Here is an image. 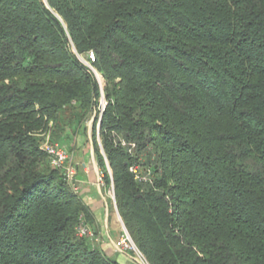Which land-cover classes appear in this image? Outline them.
I'll list each match as a JSON object with an SVG mask.
<instances>
[{"label": "trees", "instance_id": "1", "mask_svg": "<svg viewBox=\"0 0 264 264\" xmlns=\"http://www.w3.org/2000/svg\"><path fill=\"white\" fill-rule=\"evenodd\" d=\"M92 117L150 264H264V0H0V264H121L41 149Z\"/></svg>", "mask_w": 264, "mask_h": 264}, {"label": "crops", "instance_id": "2", "mask_svg": "<svg viewBox=\"0 0 264 264\" xmlns=\"http://www.w3.org/2000/svg\"><path fill=\"white\" fill-rule=\"evenodd\" d=\"M92 154V153H91ZM75 162V183L78 185L76 194L89 207L93 214V228L99 242L97 246L102 248L106 255L116 259L121 264H138V261L130 252L121 250L117 243L119 241L118 217L113 213L112 206L107 199V190L100 183V168L94 159L78 157ZM119 214V213H118ZM92 227V226H91Z\"/></svg>", "mask_w": 264, "mask_h": 264}, {"label": "built area", "instance_id": "3", "mask_svg": "<svg viewBox=\"0 0 264 264\" xmlns=\"http://www.w3.org/2000/svg\"><path fill=\"white\" fill-rule=\"evenodd\" d=\"M90 56L91 59L93 60L94 59L93 52L90 53ZM86 63L94 70L99 82L101 83L100 78L98 77V75L100 74L93 68V66L89 62ZM104 107H105V100L104 98H102L101 112L103 111ZM41 149L47 154L49 162L52 167L64 171L68 183L71 185L72 189L76 193L78 191V185L75 183V179H74L76 174V169L75 166L71 163L72 161L71 156L69 152L66 150V148H64V146L60 145L59 143L52 142L50 138L47 137L46 140L41 144ZM131 170L137 173V170L135 168H131ZM99 178H100V183L104 184L103 174L101 173V171ZM110 194L115 199L113 185L110 188ZM77 231L80 236L88 237L93 245H95V242L98 241V238L94 234V231L92 230L91 227H89V224L86 222V219L83 216H81V220L77 227ZM122 232H123V236L117 243L118 247L121 250L127 252H130L131 250L130 253H132V255L134 254L133 256L140 264H150L146 256L142 253V251L138 249V247L134 243L133 239L131 238L124 224L122 227Z\"/></svg>", "mask_w": 264, "mask_h": 264}, {"label": "rangeland", "instance_id": "4", "mask_svg": "<svg viewBox=\"0 0 264 264\" xmlns=\"http://www.w3.org/2000/svg\"><path fill=\"white\" fill-rule=\"evenodd\" d=\"M98 77L100 78L101 84L103 85L104 81H103V79H101V75H98ZM94 124H95V118L93 119V117H92L91 119H89L88 121L85 122V124L79 129L77 134L76 133L75 134L70 133V135H68L69 137H67V139H65V141H58L57 142L55 140L56 143H59L60 145L64 146V148H66V150L69 152V154L71 156V160H72L71 163L72 164L73 163L75 164V162H77L79 160V159H77L78 157H80V158L84 157L85 159H91L92 154L94 156V159L97 161V158H96L97 156L95 153L94 142H93ZM47 137H49L52 142L54 141L52 138V135H50V133H47L46 135H44L42 137L41 144L46 140ZM97 139L99 141L100 136H98ZM102 185L104 186V184H102ZM106 190H107V196L106 197L108 199V202L112 206V210H113L114 215L116 217H118L117 218L118 224H119L118 227L121 228V230H119V236H118V238L120 240L123 236V232H122V227H123L122 222L123 221L120 217V214H118L119 212H118V209L116 207L115 199L110 194V188H106ZM93 226H94L93 223L92 224L89 223V227L93 228ZM98 242H99V238H98V241L95 242V245H97ZM130 252H131V250H130ZM138 264H140V263L138 262Z\"/></svg>", "mask_w": 264, "mask_h": 264}, {"label": "water", "instance_id": "5", "mask_svg": "<svg viewBox=\"0 0 264 264\" xmlns=\"http://www.w3.org/2000/svg\"><path fill=\"white\" fill-rule=\"evenodd\" d=\"M95 117H93V119H94ZM117 207V206H116ZM124 224V223H123Z\"/></svg>", "mask_w": 264, "mask_h": 264}]
</instances>
